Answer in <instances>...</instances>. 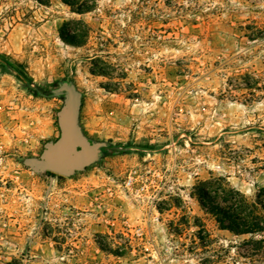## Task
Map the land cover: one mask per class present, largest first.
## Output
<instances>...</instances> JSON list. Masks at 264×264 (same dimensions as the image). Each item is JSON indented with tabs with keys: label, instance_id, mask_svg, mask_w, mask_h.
<instances>
[{
	"label": "rangeland",
	"instance_id": "rangeland-1",
	"mask_svg": "<svg viewBox=\"0 0 264 264\" xmlns=\"http://www.w3.org/2000/svg\"><path fill=\"white\" fill-rule=\"evenodd\" d=\"M67 87L96 157L33 171ZM224 180L264 186V0H0V264H264L201 203Z\"/></svg>",
	"mask_w": 264,
	"mask_h": 264
},
{
	"label": "trees",
	"instance_id": "trees-1",
	"mask_svg": "<svg viewBox=\"0 0 264 264\" xmlns=\"http://www.w3.org/2000/svg\"><path fill=\"white\" fill-rule=\"evenodd\" d=\"M216 188L214 181L199 183L196 189L202 205L216 216L221 228L243 237L239 245L244 247V256L264 259V186L251 199L225 180L223 196Z\"/></svg>",
	"mask_w": 264,
	"mask_h": 264
},
{
	"label": "water",
	"instance_id": "water-1",
	"mask_svg": "<svg viewBox=\"0 0 264 264\" xmlns=\"http://www.w3.org/2000/svg\"><path fill=\"white\" fill-rule=\"evenodd\" d=\"M68 99L58 111L59 137L45 144L39 157H29L25 164L33 171H50L71 175L83 170L96 157V143H89L78 125L80 98L78 92L67 87Z\"/></svg>",
	"mask_w": 264,
	"mask_h": 264
},
{
	"label": "built area",
	"instance_id": "built-area-1",
	"mask_svg": "<svg viewBox=\"0 0 264 264\" xmlns=\"http://www.w3.org/2000/svg\"><path fill=\"white\" fill-rule=\"evenodd\" d=\"M122 187L123 189L129 191L130 193H134L135 195H140L145 190V185L141 181L137 180L136 171L132 170L129 171L123 180ZM155 218L157 219V216Z\"/></svg>",
	"mask_w": 264,
	"mask_h": 264
}]
</instances>
